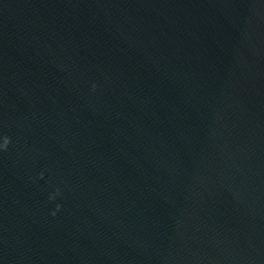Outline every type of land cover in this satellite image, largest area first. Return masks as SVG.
I'll return each mask as SVG.
<instances>
[{
  "label": "water",
  "instance_id": "water-1",
  "mask_svg": "<svg viewBox=\"0 0 264 264\" xmlns=\"http://www.w3.org/2000/svg\"><path fill=\"white\" fill-rule=\"evenodd\" d=\"M5 136L0 264H264V0H0Z\"/></svg>",
  "mask_w": 264,
  "mask_h": 264
},
{
  "label": "clouds",
  "instance_id": "clouds-1",
  "mask_svg": "<svg viewBox=\"0 0 264 264\" xmlns=\"http://www.w3.org/2000/svg\"><path fill=\"white\" fill-rule=\"evenodd\" d=\"M10 142H11V141H10V138L7 137V136H5V137L3 138V143L0 144V148H2V149H7L8 144H9ZM58 207H59V206H58Z\"/></svg>",
  "mask_w": 264,
  "mask_h": 264
}]
</instances>
